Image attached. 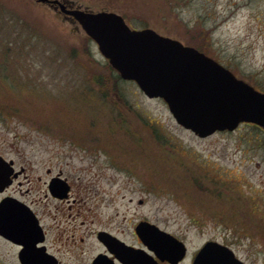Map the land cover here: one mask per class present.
<instances>
[{
  "label": "rangeland",
  "instance_id": "374dc122",
  "mask_svg": "<svg viewBox=\"0 0 264 264\" xmlns=\"http://www.w3.org/2000/svg\"><path fill=\"white\" fill-rule=\"evenodd\" d=\"M64 1L193 47L264 92V0ZM0 75V151L64 161L87 198L116 199L108 212L132 198L133 213L183 228L195 220L199 243L215 239L264 264L262 128L197 137L162 99L118 79L72 17L34 0H0Z\"/></svg>",
  "mask_w": 264,
  "mask_h": 264
},
{
  "label": "flooded vegetation",
  "instance_id": "af4514ba",
  "mask_svg": "<svg viewBox=\"0 0 264 264\" xmlns=\"http://www.w3.org/2000/svg\"><path fill=\"white\" fill-rule=\"evenodd\" d=\"M27 157L0 151V264H194L207 242L228 247L199 243L188 229L195 220L183 228L167 215L133 213L132 198L110 213L104 202L116 199L87 198L68 163Z\"/></svg>",
  "mask_w": 264,
  "mask_h": 264
},
{
  "label": "water",
  "instance_id": "95a60500",
  "mask_svg": "<svg viewBox=\"0 0 264 264\" xmlns=\"http://www.w3.org/2000/svg\"><path fill=\"white\" fill-rule=\"evenodd\" d=\"M34 1L72 17L122 80L135 82L148 98L162 99L175 122L197 137L233 131L241 123L264 130V93L197 49L150 28L132 29L114 12ZM194 264L245 263L228 247L207 242Z\"/></svg>",
  "mask_w": 264,
  "mask_h": 264
},
{
  "label": "trees",
  "instance_id": "16d2710c",
  "mask_svg": "<svg viewBox=\"0 0 264 264\" xmlns=\"http://www.w3.org/2000/svg\"><path fill=\"white\" fill-rule=\"evenodd\" d=\"M2 75H3V74H2ZM0 76H1V75H0ZM117 78L120 79V77L118 76V74H117Z\"/></svg>",
  "mask_w": 264,
  "mask_h": 264
}]
</instances>
